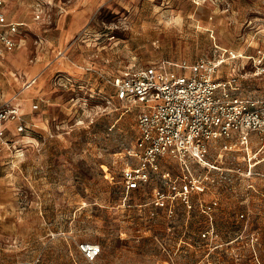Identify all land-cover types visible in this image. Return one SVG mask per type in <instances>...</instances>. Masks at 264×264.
I'll return each mask as SVG.
<instances>
[{
  "label": "rangeland",
  "instance_id": "obj_1",
  "mask_svg": "<svg viewBox=\"0 0 264 264\" xmlns=\"http://www.w3.org/2000/svg\"><path fill=\"white\" fill-rule=\"evenodd\" d=\"M89 1H10L23 43L0 58V99L19 104L26 128L12 122L0 151V264H264V146L217 144L214 167L191 171L161 158L127 192L120 168L140 148L138 106L103 77L193 61L214 44L250 54L264 47V0ZM219 69L240 78L241 96L264 97L246 57ZM184 175L202 183L189 201L157 203ZM82 241L100 244L94 260Z\"/></svg>",
  "mask_w": 264,
  "mask_h": 264
},
{
  "label": "built area",
  "instance_id": "obj_2",
  "mask_svg": "<svg viewBox=\"0 0 264 264\" xmlns=\"http://www.w3.org/2000/svg\"><path fill=\"white\" fill-rule=\"evenodd\" d=\"M10 1L0 0V57L23 43L24 22L8 13ZM244 57L251 73L264 78V47L257 46L246 55L218 44L193 61L161 58L134 65L125 74H103L117 98L133 101L138 106L136 125L140 148L134 151L136 161H126L120 168L125 191L144 187L164 157L175 159L183 171H191L194 163L206 169L214 167L207 156L217 144L225 150H248L253 142L264 146V97L241 96L240 78L219 69L225 62L232 64ZM9 121H17L18 130L26 128L18 106L3 102L0 104V151L7 141ZM162 175L167 176L168 172ZM170 186L171 196L157 189V203L163 205L174 196L188 202L190 193L202 183L195 175H184L173 180ZM79 248L90 261L101 251L100 244L91 241L80 242Z\"/></svg>",
  "mask_w": 264,
  "mask_h": 264
},
{
  "label": "crops",
  "instance_id": "obj_3",
  "mask_svg": "<svg viewBox=\"0 0 264 264\" xmlns=\"http://www.w3.org/2000/svg\"><path fill=\"white\" fill-rule=\"evenodd\" d=\"M89 2L95 4V3L97 2V0H90ZM13 17H14V16H13ZM14 18H16V17H14ZM16 19H17V18H16ZM9 53H10V52H9ZM7 54H8V53H7ZM7 54H5V56H6ZM5 56H4V57H5ZM4 57H0V58H4ZM62 78H63V77H59L58 80H61ZM34 82H35V80H34L32 83H34ZM32 83H31V84H32ZM31 84H30V85H31ZM3 102H4V101H1V99H0V104H2ZM10 104H13V105H16V106L18 105V106H19V104L16 103L15 101H11ZM18 108H19V107H18ZM19 112H20V111H19ZM20 114H21V113H20ZM21 117H22V115H21ZM22 119H23V121H24V118H23V117H22ZM12 122L17 124V121H9V122L6 124V125H7V133H8V130H9V126L12 124ZM24 122H25V121H24Z\"/></svg>",
  "mask_w": 264,
  "mask_h": 264
}]
</instances>
